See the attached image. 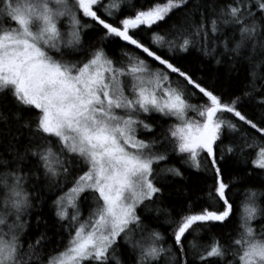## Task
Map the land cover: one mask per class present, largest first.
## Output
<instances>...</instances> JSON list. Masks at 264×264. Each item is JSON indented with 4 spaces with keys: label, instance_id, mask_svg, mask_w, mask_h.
<instances>
[{
    "label": "snow or ice",
    "instance_id": "snow-or-ice-1",
    "mask_svg": "<svg viewBox=\"0 0 264 264\" xmlns=\"http://www.w3.org/2000/svg\"><path fill=\"white\" fill-rule=\"evenodd\" d=\"M0 264H264V0H0Z\"/></svg>",
    "mask_w": 264,
    "mask_h": 264
},
{
    "label": "trees",
    "instance_id": "trees-1",
    "mask_svg": "<svg viewBox=\"0 0 264 264\" xmlns=\"http://www.w3.org/2000/svg\"><path fill=\"white\" fill-rule=\"evenodd\" d=\"M171 23V22H170ZM162 28H167L168 25H162ZM158 31L160 29H157ZM139 54V53H138ZM196 53H193V56H196ZM203 67L205 69V72L209 75L212 74H218L221 77H223L224 73L226 72V69L224 67H217L215 66V62L214 61H209V60H204L203 61ZM204 74V73H202ZM240 81L244 82V75L240 74ZM242 86V85H241ZM203 102V101H201ZM227 142V141H226ZM174 164H176L177 167H180L179 163L175 160L172 161ZM183 171V169H182ZM234 170H230V172H233ZM185 176H187L189 179L187 182L181 181L179 178H177L175 181H173V186L169 189L170 191H173V197L172 200L170 201V204H180L184 201V197L177 195L175 193V189L177 187L183 186L184 188H188V189H192L193 188V181H197L198 180V186L196 187L195 190L190 191L189 195L195 199L197 196L201 197V200L199 201V203H201L204 207H207V202H206V193H207V188L209 185L212 184V180L210 177H206L204 174H197L194 172V170L189 169L187 171H185ZM229 176L225 177L226 182L228 181ZM242 199V197H238L237 199V203H239V200ZM51 201H49L50 203ZM235 204H234V210H235ZM45 215H48V209L45 208L43 209ZM43 230V228H41V231ZM160 230L163 232L165 231V227H161ZM49 235H53L52 232H49ZM205 243H207V240H204Z\"/></svg>",
    "mask_w": 264,
    "mask_h": 264
}]
</instances>
